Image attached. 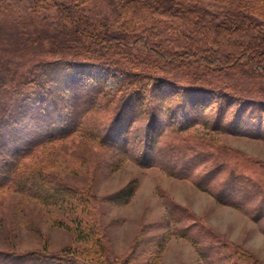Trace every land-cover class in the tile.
Returning <instances> with one entry per match:
<instances>
[{"label": "rangeland", "instance_id": "obj_1", "mask_svg": "<svg viewBox=\"0 0 264 264\" xmlns=\"http://www.w3.org/2000/svg\"><path fill=\"white\" fill-rule=\"evenodd\" d=\"M118 1L89 0L85 5L92 22L115 30L112 33L117 35ZM54 7L36 0H0V50H22L25 57L49 59H57L64 50L70 57L96 51L93 39L85 37V43L71 39L74 26ZM242 40L246 41V36ZM81 43L90 45L83 49ZM114 51H118L116 55L105 57L123 59L144 74L153 70L156 76L180 86L198 88V94L191 93L186 104L191 111L195 110V97L203 104L206 90L221 88L264 99L263 72L206 69L196 63L181 66L122 45ZM94 62L101 63L98 59ZM67 72L81 78V84L100 78L106 84L107 95L84 118L91 136L80 131L34 145L27 161L31 167L43 165L45 174L90 195L89 214L91 219L98 217L103 229L100 234L116 264H264V212L258 216L261 208L264 211V128L257 130L248 116L245 130L239 132L185 119L179 115L177 94L162 86L151 105L156 127L147 131L148 121L138 117L126 135L128 154H121L101 146L95 130L107 124L115 105L109 92L118 90L124 76L107 66L87 69L84 74L73 68ZM205 117L214 116L208 112ZM147 136L155 145L152 150L143 148ZM150 158L155 159L151 166L142 164ZM209 171L213 172L210 181L198 186L194 177ZM6 177L1 174L0 183ZM224 179L239 187L236 197L246 195L247 201L233 206L218 200L216 192ZM128 185L134 192L127 203L116 202ZM9 188L0 186L1 252L42 251L64 256L68 248L83 252L87 244L76 235L79 215H85L80 204H46Z\"/></svg>", "mask_w": 264, "mask_h": 264}, {"label": "trees", "instance_id": "obj_2", "mask_svg": "<svg viewBox=\"0 0 264 264\" xmlns=\"http://www.w3.org/2000/svg\"><path fill=\"white\" fill-rule=\"evenodd\" d=\"M36 1L43 6L58 8L61 18H67L68 24L74 26L71 39L84 43L85 37L93 39L96 51L88 50L90 53L87 55L70 57L62 49L64 52L57 59H49L48 56L25 57L22 50H0V175L7 174L0 186L8 185L10 190L28 194L46 204H80L85 215H79L76 235L87 246L83 252L78 248H68L64 251L67 256L46 255L42 251L15 254L0 251V264H116L117 260L107 252L100 234L102 226L98 217L91 219L89 214L90 195L81 194L76 188L45 174L43 165L33 164L31 167L27 161L34 145L71 137L80 131L91 136L85 130L84 118L107 95L106 84L101 78L81 84V78H73L67 70L73 68L84 74L87 69L107 66L124 76L118 90L109 92L115 105L107 117V124L95 130L101 146L121 154H128L126 135L138 117L144 116L148 121L147 131L156 127L151 105L157 88L162 86L177 94L179 115L185 119L239 132L245 130L248 116L249 120L254 119L257 130H262L264 99L247 98L251 95L226 92L221 88L206 90L203 104L200 105L201 100L195 97L199 102L193 100L195 110L191 111L186 104L191 93L198 94V88L180 86L177 82L156 76L153 70L144 74L141 70L132 69L126 60L105 55H116L118 51L114 50L122 45L134 51L139 48L155 54L161 61L181 66L196 63L206 69H252L264 73V0H224L222 3L216 0H119V35L112 33L115 30L92 22L85 9L89 0ZM243 36H246V41H240ZM81 44L83 49L90 45ZM97 59L100 65L94 62ZM135 61L139 62L138 59ZM191 112L196 114L192 116ZM208 112L214 117L205 119ZM144 138L143 148L152 150L155 145L149 142L151 138ZM142 154L145 157L147 153L143 151ZM154 160L150 158L142 164L151 166ZM212 173H198L194 177L197 185L210 181ZM228 180L224 179L220 184L216 197L225 204L240 206L248 198L246 195L236 197L239 187ZM133 192L134 187L128 185L117 195L116 202L127 203ZM262 210L258 216L263 215Z\"/></svg>", "mask_w": 264, "mask_h": 264}]
</instances>
